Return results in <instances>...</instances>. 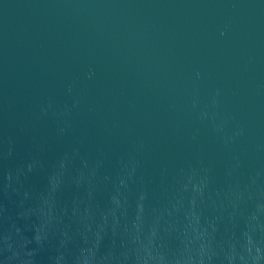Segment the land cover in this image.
<instances>
[{
  "label": "water",
  "instance_id": "water-1",
  "mask_svg": "<svg viewBox=\"0 0 264 264\" xmlns=\"http://www.w3.org/2000/svg\"><path fill=\"white\" fill-rule=\"evenodd\" d=\"M0 264H264V0H0Z\"/></svg>",
  "mask_w": 264,
  "mask_h": 264
}]
</instances>
